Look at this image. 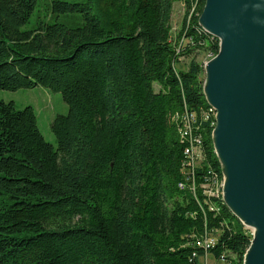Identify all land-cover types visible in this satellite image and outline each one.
<instances>
[{
    "label": "trees",
    "instance_id": "16d2710c",
    "mask_svg": "<svg viewBox=\"0 0 264 264\" xmlns=\"http://www.w3.org/2000/svg\"><path fill=\"white\" fill-rule=\"evenodd\" d=\"M205 2L0 0V90L69 106L55 147L33 106L0 98V264H244L252 234L220 193L204 67H177L219 51Z\"/></svg>",
    "mask_w": 264,
    "mask_h": 264
},
{
    "label": "water",
    "instance_id": "95a60500",
    "mask_svg": "<svg viewBox=\"0 0 264 264\" xmlns=\"http://www.w3.org/2000/svg\"><path fill=\"white\" fill-rule=\"evenodd\" d=\"M199 24L220 41L205 65L223 200L252 230L244 264H264V0H206Z\"/></svg>",
    "mask_w": 264,
    "mask_h": 264
},
{
    "label": "rangeland",
    "instance_id": "374dc122",
    "mask_svg": "<svg viewBox=\"0 0 264 264\" xmlns=\"http://www.w3.org/2000/svg\"><path fill=\"white\" fill-rule=\"evenodd\" d=\"M46 1L47 0H43L44 3ZM35 14L32 17L29 26L32 25L35 18ZM41 15H42L41 18H44L43 8L41 9ZM184 15H185L184 5L180 2H176L174 4L172 21H171L172 35L174 39L177 38V35L179 34L182 28ZM192 59H196V61L202 63L204 67L203 78L205 80L206 79L205 65L211 59L209 53L206 51L196 50L190 56L183 55L180 57L177 67L180 68L181 70H186ZM0 98L5 101H14L16 108L18 110H21L26 106H33L38 117L39 128L42 134L44 135L45 139L51 142L55 147L58 146L56 136L51 128V124L57 115L59 114L64 115V114H68L69 112V106L64 101L61 92L53 91L43 86H36L34 88H21L15 91L0 90ZM199 163H200V159L194 161V165L195 164L198 165ZM223 185H224V181L221 184V190H220L222 198H223ZM215 193L217 194L218 191ZM251 234H252V230H251ZM201 262L203 264H222L221 262H216L211 255L202 258Z\"/></svg>",
    "mask_w": 264,
    "mask_h": 264
},
{
    "label": "built area",
    "instance_id": "2783aa9c",
    "mask_svg": "<svg viewBox=\"0 0 264 264\" xmlns=\"http://www.w3.org/2000/svg\"><path fill=\"white\" fill-rule=\"evenodd\" d=\"M187 152H190L189 150H187ZM212 191H210V193H211ZM215 244V240H214V238H212V239H207L206 241H204L203 243H202V245H204V246H206V247H209V246H211V245H214Z\"/></svg>",
    "mask_w": 264,
    "mask_h": 264
},
{
    "label": "bare ground",
    "instance_id": "6f19581e",
    "mask_svg": "<svg viewBox=\"0 0 264 264\" xmlns=\"http://www.w3.org/2000/svg\"><path fill=\"white\" fill-rule=\"evenodd\" d=\"M212 110L215 112V115H216V111H215V109L212 108ZM215 121H216V119H215ZM215 126H216V124H215ZM214 128H215V127H214ZM192 149H193V148H192ZM192 149H191V150H192ZM189 151H190V150H189ZM218 185H219V184H218ZM217 188H218V187H217ZM218 192H219V189H218ZM222 199H223V198H222ZM249 229H250V228H249ZM209 239H212V238H209ZM206 240H207V239H206ZM206 240H205V241H206ZM199 244H200V243H199Z\"/></svg>",
    "mask_w": 264,
    "mask_h": 264
}]
</instances>
